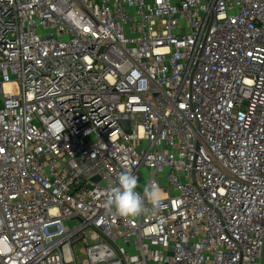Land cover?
Returning <instances> with one entry per match:
<instances>
[{"label":"built area","instance_id":"built-area-1","mask_svg":"<svg viewBox=\"0 0 264 264\" xmlns=\"http://www.w3.org/2000/svg\"><path fill=\"white\" fill-rule=\"evenodd\" d=\"M128 168L159 211L105 207ZM77 243L263 264L264 0H0V264H78Z\"/></svg>","mask_w":264,"mask_h":264},{"label":"clouds","instance_id":"clouds-1","mask_svg":"<svg viewBox=\"0 0 264 264\" xmlns=\"http://www.w3.org/2000/svg\"><path fill=\"white\" fill-rule=\"evenodd\" d=\"M138 177L132 174L130 168L118 176V183L107 193L105 207L114 215L122 218H135L147 211H159L162 205L161 191L157 186H148L144 194L137 191ZM150 205V208L146 206Z\"/></svg>","mask_w":264,"mask_h":264},{"label":"rangeland","instance_id":"rangeland-1","mask_svg":"<svg viewBox=\"0 0 264 264\" xmlns=\"http://www.w3.org/2000/svg\"><path fill=\"white\" fill-rule=\"evenodd\" d=\"M145 176L147 178V173L145 172ZM83 247L82 243H77L75 245V254H76V260L78 264H84L86 260V255L81 251V248ZM75 264V263H71ZM263 264H264V254H263Z\"/></svg>","mask_w":264,"mask_h":264},{"label":"water","instance_id":"water-1","mask_svg":"<svg viewBox=\"0 0 264 264\" xmlns=\"http://www.w3.org/2000/svg\"><path fill=\"white\" fill-rule=\"evenodd\" d=\"M122 125L127 130V132H131V130H130V122L129 121L122 122ZM94 180L95 181H98L99 180V177H96Z\"/></svg>","mask_w":264,"mask_h":264}]
</instances>
